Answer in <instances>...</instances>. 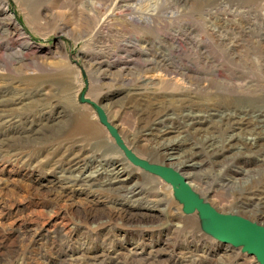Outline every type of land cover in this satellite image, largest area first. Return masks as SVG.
<instances>
[{"label": "rangeland", "instance_id": "obj_1", "mask_svg": "<svg viewBox=\"0 0 264 264\" xmlns=\"http://www.w3.org/2000/svg\"><path fill=\"white\" fill-rule=\"evenodd\" d=\"M261 24L264 0H0V264H262L181 184L264 240L257 191H232L264 172L252 125L202 142L222 113L264 116ZM179 136L191 177L156 151Z\"/></svg>", "mask_w": 264, "mask_h": 264}, {"label": "bare ground", "instance_id": "obj_2", "mask_svg": "<svg viewBox=\"0 0 264 264\" xmlns=\"http://www.w3.org/2000/svg\"><path fill=\"white\" fill-rule=\"evenodd\" d=\"M264 29V24L260 25ZM251 40H253L254 44L256 45L255 50L253 53L256 52L257 49H261L260 47L262 46L263 40H264V35L262 33H256L251 36H249ZM264 61H261V68L257 73H260L261 75H264ZM249 67V66H248ZM251 72V71H250ZM233 83V82H232ZM231 83V84H232ZM1 106V105H0ZM164 112H157L156 114L158 115L157 120H159ZM190 116V122L187 124L188 126H192L195 124V119L193 117H196L193 114H187ZM219 120L218 124L223 127V134L220 136L222 139L220 140L218 135L211 133H207L206 136L202 138V142L206 150L208 152L215 154L218 152L219 149L224 150V149H232V148H237L238 144L234 138L237 135H228L227 130H230L232 128L231 124L234 122L239 123H250L252 125L251 132L248 133L247 137L245 138V142L243 143L244 146L253 149L255 152H259L264 150V143L258 144V138H264V116H262L260 113L255 114V113H245L244 115H239L237 112H226L218 115ZM236 118H240L239 120ZM165 118L162 119V121ZM249 119V120H247ZM246 120V121H245ZM198 130V129H197ZM186 138L184 136H179L175 139H170L168 141L163 140V141H157V146H156V151L162 155V157L167 156L169 159V165L174 167L175 170H177L179 173H181L185 177H191L192 173L187 171L189 167L195 166L197 164V159H196V154L199 153V151L194 150L193 148L187 152H184L183 154H180L179 156H174L171 153L173 152L174 149H178L177 147L180 145H183L186 143ZM175 159V161H173ZM118 165H115L111 168V171L114 173L116 176L119 174L121 171L120 168H115ZM115 171V172H114ZM97 172V171H96ZM92 175H89L88 178H90ZM93 177V176H92ZM115 180H118L116 177H114ZM122 180V179H119ZM187 185L192 186L194 188H197L195 183H192V180L187 178ZM264 186V172L262 171L261 173H257V175H252L250 178L245 180L243 183H238L236 184L233 188L232 191H237L238 193H252L254 191H257L254 194L253 197V202L251 203V211L249 214H244V212L240 211H235V213L238 214H244L246 218L252 220V221H257L258 218L261 220H264V195L262 193V190L260 188ZM132 190H135L134 188H131ZM202 196V195H201ZM200 198V197H199ZM252 198V197H250ZM236 207V206H235Z\"/></svg>", "mask_w": 264, "mask_h": 264}, {"label": "water", "instance_id": "obj_3", "mask_svg": "<svg viewBox=\"0 0 264 264\" xmlns=\"http://www.w3.org/2000/svg\"><path fill=\"white\" fill-rule=\"evenodd\" d=\"M178 179V178H177ZM180 181V179H178ZM182 180V179H181ZM181 182V181H180ZM182 187H183V191H186V193L188 194L189 198V205L193 206V204L196 206L195 208H197L199 210V212L206 218H210L211 220H220L221 223L232 227L234 229H236L240 234H242L244 236V238L248 241V247H252L256 253V256L258 257V259L260 260V262L262 264H264V240L261 241L260 239H257L255 237H253L252 235H250L240 224L238 221H229L228 219H225L223 216L219 215V213L214 212L209 210L208 208H206V204H204L201 200H199L196 197H193L190 193V188L186 189L185 185L181 182ZM236 222V223H235ZM249 225H251L250 223H247ZM227 236H229L227 233H225ZM223 235L222 236H226ZM230 238H234V237H230ZM226 240V239H225ZM228 240V239H227ZM234 240V239H233Z\"/></svg>", "mask_w": 264, "mask_h": 264}]
</instances>
